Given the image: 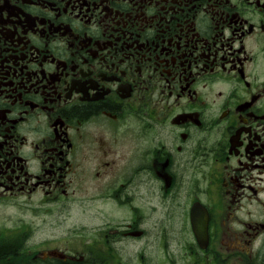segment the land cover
Instances as JSON below:
<instances>
[{
  "label": "flooded vegetation",
  "instance_id": "flooded-vegetation-1",
  "mask_svg": "<svg viewBox=\"0 0 264 264\" xmlns=\"http://www.w3.org/2000/svg\"><path fill=\"white\" fill-rule=\"evenodd\" d=\"M0 264H264V0H0Z\"/></svg>",
  "mask_w": 264,
  "mask_h": 264
},
{
  "label": "rangeland",
  "instance_id": "rangeland-1",
  "mask_svg": "<svg viewBox=\"0 0 264 264\" xmlns=\"http://www.w3.org/2000/svg\"><path fill=\"white\" fill-rule=\"evenodd\" d=\"M58 230H62L61 228H55L53 231L55 232V233H57L58 232Z\"/></svg>",
  "mask_w": 264,
  "mask_h": 264
}]
</instances>
